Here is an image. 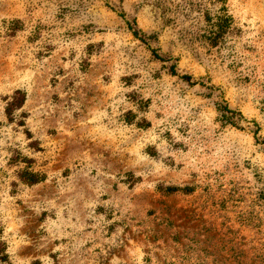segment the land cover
Segmentation results:
<instances>
[{"label": "rangeland", "instance_id": "obj_1", "mask_svg": "<svg viewBox=\"0 0 264 264\" xmlns=\"http://www.w3.org/2000/svg\"><path fill=\"white\" fill-rule=\"evenodd\" d=\"M226 6L221 34L215 0H0V264H264V150L220 111L264 136V0Z\"/></svg>", "mask_w": 264, "mask_h": 264}, {"label": "trees", "instance_id": "obj_2", "mask_svg": "<svg viewBox=\"0 0 264 264\" xmlns=\"http://www.w3.org/2000/svg\"><path fill=\"white\" fill-rule=\"evenodd\" d=\"M216 3L221 5L218 14L216 15L217 21L215 22V25L218 26V31L221 34L226 33L228 27H230L231 23V15L228 13L227 9V1L228 0H215ZM25 94L21 90H17L15 94L12 96L11 100L7 102L6 105V114L9 118L10 122L15 123L18 126H24V120L21 119V115L17 113L19 109H21L25 103ZM264 111V107L262 109ZM220 111H221V120L223 124L225 125H232L234 127H237L238 129H243L242 122L243 121H249L252 123L254 127H249L250 131L254 134L256 144H259L263 147L264 150V136L259 135L261 131V127L259 122L256 119L247 120L243 113L239 110L232 109L229 107V105L226 103L225 105H220ZM30 137V135H29ZM37 143L35 141L31 142V146H35ZM11 162L14 165H20L21 167L16 172V180L13 182L14 186H32L37 183H40L46 179V175L38 170H35L33 168V159L29 158L25 155H23L20 151H16L13 153L11 157ZM259 182H261V187H259L258 196H257V204L260 206L264 213V178L263 180L259 177ZM166 190L170 193L175 192H183V193H192L195 190L194 186L186 185V186H167ZM247 219L254 222V220H259L258 224L255 226H259L261 224L262 218L258 215L253 217H248ZM2 232L3 228L0 222V263L1 262H8L9 256L7 254V248L6 243L2 240ZM260 251L258 253V257L264 260V243L261 247H257ZM243 254V253H242Z\"/></svg>", "mask_w": 264, "mask_h": 264}]
</instances>
